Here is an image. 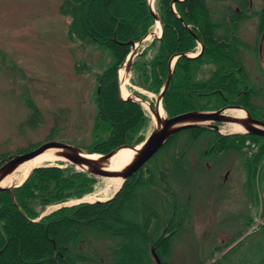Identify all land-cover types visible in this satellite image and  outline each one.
I'll return each mask as SVG.
<instances>
[{
  "label": "trees",
  "instance_id": "16d2710c",
  "mask_svg": "<svg viewBox=\"0 0 264 264\" xmlns=\"http://www.w3.org/2000/svg\"><path fill=\"white\" fill-rule=\"evenodd\" d=\"M87 1L61 0L60 11L70 18V37L82 41L84 46H99L111 55L110 63L98 76L97 121L93 129L97 139L93 146L75 144L103 154L142 139L138 133L147 125L148 117L139 103L120 98L117 66L128 55L130 42H138L151 30L154 18L147 0ZM171 1L156 2L163 33L148 46L154 49L150 61L144 60L147 49L134 61V83L157 94L167 77L168 58L175 53L190 52L197 45V38L203 43V53L196 59L179 57L174 64L162 101L166 114L215 110L231 104L246 108L255 118L264 121L261 108L251 101L258 90L247 89L251 82L241 68L239 39L231 36L228 30L232 28V22H242L244 17L254 15L262 30L264 8L247 10L249 0H228L229 3L227 0H178L174 5L175 14L170 7ZM236 6L241 12L235 10ZM88 8V23H85L82 13ZM249 10L251 13L247 14ZM227 13L230 14L228 23ZM224 33L233 37L232 40L225 38ZM207 64L211 65L207 68L209 76L205 78L203 73L200 77L199 73L205 71L203 67ZM179 85L183 89L181 94L176 92ZM33 109L36 117L37 110ZM205 134L209 136L206 145H211L209 153L235 150L242 154L241 146L246 139L259 143L257 152L245 159L247 185L254 187L258 170L259 173L264 170V138L251 134L220 135L201 127L185 129L171 136L144 167L124 182L112 199L64 206L35 220L47 205L84 197L91 192L94 182L93 176L82 171H70L68 167L56 165L39 166L21 185L11 189L12 195L8 190L0 191V264H36L35 260H42L44 264H124L122 254L125 249L124 254L129 255L125 230L132 240L137 228L145 235L140 244L134 245L143 264H153L151 247L162 264H168L165 261L167 250L181 230V220L185 219L183 215L189 205L183 191V185L191 175L190 159L186 154ZM197 153L201 161L194 164V169L201 165L199 169L203 170V162L210 155L203 151ZM137 192L140 193L139 204L133 211L128 202ZM261 209L264 216V202ZM121 210L130 211L132 216H124L122 221L116 219V226L106 222L116 218ZM255 232L261 237V251L250 259V263L264 264V224ZM9 234L13 237L11 246L4 251L10 241ZM235 238L232 237L230 243ZM236 246L211 264H247L244 259L232 261ZM221 250L220 246L213 247L210 254Z\"/></svg>",
  "mask_w": 264,
  "mask_h": 264
},
{
  "label": "rangeland",
  "instance_id": "374dc122",
  "mask_svg": "<svg viewBox=\"0 0 264 264\" xmlns=\"http://www.w3.org/2000/svg\"><path fill=\"white\" fill-rule=\"evenodd\" d=\"M156 2L157 0H152L155 11ZM229 2L227 0V3ZM60 6L61 0H0V159L25 153L50 140L85 147L93 146L97 139L96 131L93 129L97 121L98 76L110 63L111 55L108 50H103L99 46H84L82 41L70 37L68 35L70 18L61 13ZM251 6L253 10L258 11L264 8V0H251ZM110 14H113V11ZM82 15L85 23H88L89 8L87 11L84 10ZM122 19L127 20V17L122 16ZM246 19L244 17L241 25L244 29V35L241 32L243 39L255 36L253 27L258 21L257 17ZM150 31H153L156 37L160 33L155 20ZM156 37H149L142 44L138 49V56L147 49L144 60L150 61L154 49L148 46ZM198 51L196 45L189 53L196 54ZM243 54L240 53L241 57ZM125 59L117 66L118 78ZM242 61L249 79L254 75H260L261 62L254 54L245 53ZM210 67V64L204 65L205 71L202 70L199 76L204 73L203 76L208 77L210 72L207 68ZM259 77L264 83L262 76ZM135 79L131 66L125 85L129 94L126 98H133L134 94H139L146 100L154 101L156 94L135 84L133 81ZM182 90L179 85L176 92L181 94ZM256 90L258 91L251 101L258 109L261 108V113H264L262 109L264 89ZM120 98L126 100L121 94ZM135 102L142 106L148 117L147 125L138 133L142 136L139 141L141 142L150 131L151 118L144 105ZM33 108L37 110L36 117L39 120L34 117ZM222 126L224 125L220 124L218 132L228 134L221 132ZM207 137H209L207 134L203 135L194 143L193 148L187 151L191 175L183 185V191L188 196L186 199L189 205L183 215L185 219L181 220V230L176 233L169 246L165 261L168 264H211L237 244L232 261L244 259L247 264H252L250 259L258 256L261 251V237L255 231L264 224L261 209L264 202V170L263 173H259L258 170L254 187L249 188L245 159H249V156L257 152L259 143L246 139L241 146L244 152L242 154L235 150L209 153L211 145H206ZM205 150L210 156L203 162V170L199 169L201 165L194 169V164L201 161L197 151ZM205 162L208 163L209 169ZM40 165H56L68 167L70 171H78L72 165L60 161ZM93 179L91 192L84 197H94L92 200L109 199L111 193L105 196L104 192L106 178ZM139 195L137 192L128 202L133 211L139 204ZM77 200L69 199L62 203L47 205L35 220L55 211L59 205H70ZM131 214L130 211L121 210L116 218L107 219L106 222L116 226L118 223L116 219L122 221L124 216L131 217ZM125 231L129 255L127 257L124 254L125 249L122 261L124 264H143L138 249L134 248V245L140 244L141 238H144L143 230L137 228L132 240L127 230ZM9 237L10 244L3 245L4 251L11 246L13 237L11 234ZM232 237H237L234 243H230ZM216 246H220L222 250L211 256L210 253ZM152 260L153 264H156L153 257ZM34 263L44 264L42 260H35Z\"/></svg>",
  "mask_w": 264,
  "mask_h": 264
},
{
  "label": "water",
  "instance_id": "95a60500",
  "mask_svg": "<svg viewBox=\"0 0 264 264\" xmlns=\"http://www.w3.org/2000/svg\"><path fill=\"white\" fill-rule=\"evenodd\" d=\"M178 0H172L170 3V7L173 13L176 14L174 11V5ZM148 7L151 15L153 16L155 23H158L160 26V35L161 37L163 33L162 25L158 14L156 13L152 0H148ZM182 21V20H181ZM189 31L192 33V30L186 26ZM155 36L153 31L148 32L145 34L138 42H130V51L122 63L123 70L128 75L130 68L134 62V59L138 56V49L142 46V44L149 39V37ZM264 38V32L262 34V39ZM198 41V39L196 38ZM199 43V42H198ZM200 51L196 54L190 53H175L172 54L167 61V77L157 93L154 102L146 100L141 95L134 94L133 98H123L126 100L138 101L142 105L146 104L150 116L154 120L155 124L151 126L149 133L144 137V139L137 143V144H123L117 146L107 153H94L89 150L83 149L76 145L57 141V140H50L46 141L35 148L21 154H15L0 160V191L8 190L11 193V189L21 185L26 179H24L21 183H12L8 186H2L1 182L11 173L13 172L20 164L23 162L32 159L33 157L44 153L49 152L56 154L60 159L58 161L64 162L67 165H72L76 170L82 171L91 175L95 178H118L120 180L119 187L113 192L112 196L109 199H112L118 191L123 186L124 182L135 172H137L140 168H142L148 160H150L153 155L163 146V144L174 134L190 128H212L216 131H219V123H226V122H235L242 127V131H236L233 133H241V134H251L256 136L264 137V121L254 118L250 115V113L241 106H232L227 105L220 107L219 109L215 110H190L185 111L182 113H178L173 116L160 115L159 107L162 106L163 96L169 86L171 74L173 71V66L176 60L179 57H183L185 59H196L198 58L203 52V43H199ZM118 86L120 91L121 86V79L118 78ZM121 94V93H120ZM239 109L242 111V115H234L233 113H229V110ZM163 109V113H164ZM231 134V133H230ZM123 148H128L132 152L131 159L125 163L121 168L117 169H104V166L109 158L115 155L116 152ZM94 155V156H89ZM39 165L33 167L36 168ZM41 166V165H40ZM32 168V169H33ZM30 170V172L32 171ZM29 172V173H30ZM12 195V193H11ZM105 199V200H109ZM104 200V201H105ZM101 202L103 200L99 199H89L86 197H82L78 199L75 203L70 204H79V203H92V202ZM70 205H59L54 210L59 209L64 206ZM151 255L155 260L156 264H162L159 256L155 252V250L151 249Z\"/></svg>",
  "mask_w": 264,
  "mask_h": 264
},
{
  "label": "bare ground",
  "instance_id": "6f19581e",
  "mask_svg": "<svg viewBox=\"0 0 264 264\" xmlns=\"http://www.w3.org/2000/svg\"><path fill=\"white\" fill-rule=\"evenodd\" d=\"M156 28L160 30V26L158 23H156ZM157 33V30H155ZM119 77L121 79V86H120V93L123 98H126L129 94L127 90L125 89V85L127 83V76L126 73L124 72L123 69L120 70ZM144 107L148 110L147 105L143 104ZM160 109V115H164L163 113V108L162 106L159 107ZM229 113H233L234 115H242V111L239 109L235 110H229ZM151 118V126L155 124L154 120ZM224 126L221 127V132L223 133H232L236 131H242V127L235 123V122H226L223 123ZM150 126V127H151ZM89 156H94V155H89ZM132 157V152L128 148H123L119 150L118 152L115 153L111 158L108 159L106 162L104 169H117L121 168L125 163H127ZM60 157H58L54 153L49 152H44L41 153L32 159H29L22 164H20L13 172H11L2 182V186H8L11 185L12 183H21L24 179H26L27 175L29 174L30 170L37 165L40 164H45V163H54L55 161H58ZM106 184H105V196L107 194L111 195L113 192L119 187L120 185V180L118 178H106ZM108 192V193H107ZM89 198V197H88ZM109 198V197H108ZM89 199H94V197H90Z\"/></svg>",
  "mask_w": 264,
  "mask_h": 264
},
{
  "label": "flooded vegetation",
  "instance_id": "af4514ba",
  "mask_svg": "<svg viewBox=\"0 0 264 264\" xmlns=\"http://www.w3.org/2000/svg\"><path fill=\"white\" fill-rule=\"evenodd\" d=\"M234 8H235L236 11L241 12L240 9L237 6L234 7ZM251 8H252V6H251V0H249V5H248L247 10L248 9H251ZM244 13H246V12H244ZM247 14H249V13H247ZM226 15H227L226 16V21L228 23L229 22V19H230V14L227 13ZM248 17H245V19L248 18ZM254 17H257V16L254 15V16H250L249 18H254ZM246 20H248V19H246ZM242 23L243 22H236V21L232 22V28H228L229 34H231V36H235L236 38L239 39V43L241 45V53L242 54L243 53L244 54L245 53H248V54L249 53H252V54H254L258 58V60L261 62L260 64L258 63L259 66H260V68H259V72L260 73L259 74L264 79V38L262 39V34L264 32V28L261 30L260 29V23H259V21H257V23H255V25L253 27L254 28V34H255V36H253V37H245L243 39L242 38V35H241V32L244 35V29H243V27H241ZM229 27H230V25H229ZM241 28H242V30H241ZM224 36L229 41L232 40V38H233V37L232 38L227 37L226 36V33H224ZM195 40H196V38H195ZM196 42H197V40H196ZM198 50H200V48H198ZM244 54L242 55V57H240V61H241V64H242L241 65V68H243L244 70H246V67L244 66V61H242L244 59ZM260 75H258V76L257 75H254L253 78H250L251 87H249L247 89H262V88L264 89V83L261 82L260 77H259ZM229 105H231V104H229ZM251 116L254 117L253 115H251ZM220 135H224V134H220ZM204 153H207V150H205ZM205 164H206V162H205ZM206 167L209 169L208 163L206 164Z\"/></svg>",
  "mask_w": 264,
  "mask_h": 264
}]
</instances>
